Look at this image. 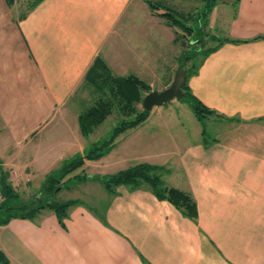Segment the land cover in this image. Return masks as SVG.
<instances>
[{
	"label": "crops",
	"instance_id": "crops-1",
	"mask_svg": "<svg viewBox=\"0 0 264 264\" xmlns=\"http://www.w3.org/2000/svg\"><path fill=\"white\" fill-rule=\"evenodd\" d=\"M35 1L15 19L16 52L0 38L10 54L0 56V176L12 186L27 176L2 167L24 153L10 144H32L35 161H53L73 160L97 142L88 138L95 129L81 132L76 93L96 57L116 76L155 77L158 90L173 81L182 53L174 28L146 0ZM233 2L227 17L226 7L216 11L222 36L212 34L213 51L187 79L213 111V135L201 129L183 142L153 107L101 158L85 160L89 175L62 188L72 201L63 222L44 207L0 224V251L10 264H264V0ZM17 116L32 125L15 127ZM20 128L28 130L11 132ZM140 162L191 193L197 217L146 183L109 190L99 178Z\"/></svg>",
	"mask_w": 264,
	"mask_h": 264
},
{
	"label": "trees",
	"instance_id": "trees-1",
	"mask_svg": "<svg viewBox=\"0 0 264 264\" xmlns=\"http://www.w3.org/2000/svg\"><path fill=\"white\" fill-rule=\"evenodd\" d=\"M7 1L9 4L13 2V0ZM204 1L206 3V8L204 11L199 12V14H201V17H203L202 14H204V18H207L218 0ZM36 2L37 1H34L32 5ZM146 2L154 13L164 18L166 23L174 28L176 41L181 40V37L186 36V34L189 36L193 33L194 27L188 25L186 22L192 17L188 16L185 12L176 11L162 0H146ZM181 42L186 46L184 40H181ZM213 49V47H209L203 52L202 56L204 57L209 52L213 51ZM189 51H183L186 59L187 79L189 75L196 72L199 63L196 61V64L193 65L191 70L187 68V61L190 58ZM83 85L90 90L93 97V99L87 102L85 107L81 109L78 117L80 129L84 136L91 134L99 124L115 111L123 116V119H121L122 121L116 125L109 139L101 143H94L84 155H79L67 163L58 176L49 177L45 180L43 191L45 194H49L45 203H41L39 200L34 199L28 201L20 199L18 193L13 189L12 184L4 179L5 174L1 173L0 189L3 194V199L0 202V224L7 223L13 217H33L44 207L54 209L60 222H63L66 210L72 201L59 202L53 198V195L57 191L56 186L58 180L66 177L78 167L83 166L86 159L96 160L101 158L109 150L114 138L119 133L141 123L150 113V110L138 108V104L142 103L143 100L142 92L144 90L149 92L151 89L148 83L134 74L128 76H116L112 74L107 63L101 56L96 57L88 69ZM183 92L185 94L183 98L188 101L193 112L201 122H203L209 114L213 113L209 107L204 105L192 94L187 80L183 86ZM203 131L205 134V128ZM159 169L158 166L141 162L116 173L104 175L99 178L102 179L109 190H112L114 186L120 184L137 186L146 183L151 187L158 198L170 201L185 215L196 218L197 204L191 193L166 185L158 173ZM84 176L85 175L79 178V180L83 179ZM0 264H10L8 258L2 251H0Z\"/></svg>",
	"mask_w": 264,
	"mask_h": 264
},
{
	"label": "rangeland",
	"instance_id": "rangeland-1",
	"mask_svg": "<svg viewBox=\"0 0 264 264\" xmlns=\"http://www.w3.org/2000/svg\"><path fill=\"white\" fill-rule=\"evenodd\" d=\"M34 1L35 0H13V2L9 4L7 0H0V25H1L0 38H3L5 40V42L2 44V47L3 48L9 47L10 52H12L11 50L13 47H15L13 52H16L17 44L19 43V38L17 37L16 20L19 17V15L23 14L28 10V8L33 4ZM162 1L166 2L176 11L185 12L188 16L192 17L186 22L188 25L194 27L193 33L189 36L186 34V36L181 37V40L185 41L186 46L182 44L181 40L176 41V43H178L182 47V53L180 52L181 55L179 54L181 59H182V55L184 54L183 51L184 50L189 51L190 49L189 51L190 58L187 61V68L191 70L193 68V65L196 64V61L198 62L202 58L203 52L215 44L216 41L214 39V36H212V34H214L215 36H222L221 28L224 26V24L216 23V19H217L216 17L218 15L216 11L221 9L222 6L226 7L228 12L227 14H225V17H227L226 15H230L231 12L234 10L235 4H233L234 3L233 1L235 0H218L215 6L213 7L214 9H212V11L208 14L207 18L206 17L204 18V14H202L203 17H201V14H199V12L204 11L206 8V3L204 0H162ZM225 2H229L228 3L229 5H227V3ZM12 19L13 20L16 19V20L10 22V20ZM211 19L214 20L211 24L212 26L210 27ZM3 52L5 53L4 54L5 58L10 55L8 50L0 49V56L2 55ZM181 59H180V63H181ZM177 63H179V61H177ZM140 78L148 83V85L151 88L150 91L156 89L155 88L156 85L162 86L161 83L156 82L155 77H140ZM167 82H168L167 85L168 87L171 83L170 81ZM158 90H163V88ZM76 93H78L77 106L81 109L85 107L87 102L93 99L90 90L84 87L83 82L80 83V85L78 86ZM142 93L144 98V96L148 92L144 90ZM72 103L74 104V102ZM138 108L143 109L142 103L138 104ZM24 109L25 108L22 106L18 107V110H24ZM153 109L155 112L157 111V113L159 114L163 113L164 116H168L169 120L175 124L174 127H175V134L177 139L182 140L183 142L188 134L191 137L193 136L192 138H196L194 137L196 135V131H197V135L200 137L199 130L201 129L203 130L204 128L206 131L205 134L206 137L213 135V130H212L213 126L209 117H206L204 119L203 121L204 123L201 122L199 119H197V116L195 115L191 106L189 105L188 101L185 98H180V99L174 98L169 102H164L160 106H154ZM17 118L19 121L18 123H16L15 127H20L23 125L24 126L29 125L28 127H30V125H32V122L26 120H24L25 122L24 123L20 116H17ZM121 119H123V116H121L117 111L110 114L101 124L98 125L99 126L98 128L97 127L95 128V132L93 133L91 132L92 135L88 137L89 140H97L96 143L99 142L101 143L102 141L109 139L116 125L122 121ZM45 120H43L42 123H44ZM42 123L41 125H38V127L42 126L43 125ZM182 123L184 124L186 123L187 124L186 127H182L181 125ZM27 130L28 129L24 130V128H20V129H13L11 130V132L13 134L14 133L22 134ZM186 130L188 131V133H186ZM31 145L28 146L19 145L16 147L10 144L8 147L10 150H14L17 148V151H19V148H22V151H24V153L19 157L20 162L16 161V163L14 162L7 163L12 168L4 165H2V167H6L5 169L8 170L13 169L16 178H17V174H16L17 170L18 173L27 176V179L21 178L22 184L17 183V180H13L14 182L12 181L14 184V186L12 187L18 193L20 199L26 201L34 199V200H39L41 203H45L47 197L49 196V194L47 193L45 194V192L43 191V184L45 180H47V178L49 177L58 176L62 171V168H64L65 165L72 160L71 159L72 157L71 155H69L66 156L65 159L49 161L44 156L46 159H41V161H35L34 158L39 157V155H34V150L32 149L33 147H31ZM0 148H4V147L1 146ZM87 148H90V146H87ZM2 162H0V165L2 164ZM13 163L15 165H11ZM20 163L23 164V168L21 169V171L16 166L17 164ZM128 165L126 168L133 166L131 164ZM83 167L84 166L78 167L74 172L68 174L64 178H61V180L60 179L58 180L57 182L58 184L56 186L57 191L53 195V198L55 200L59 202L65 201L71 195V193L67 191V189L63 190L62 188L69 186L71 187L72 185L78 184L79 178H81L86 173L87 175H89L90 170H93L88 166H85L84 168Z\"/></svg>",
	"mask_w": 264,
	"mask_h": 264
},
{
	"label": "water",
	"instance_id": "water-1",
	"mask_svg": "<svg viewBox=\"0 0 264 264\" xmlns=\"http://www.w3.org/2000/svg\"><path fill=\"white\" fill-rule=\"evenodd\" d=\"M187 80L186 72V59L185 55H182L181 63L178 66L174 79L171 84L163 89H153L149 91L142 100V107L147 110H152L154 106H160L164 102H169L174 98H183V86Z\"/></svg>",
	"mask_w": 264,
	"mask_h": 264
},
{
	"label": "built area",
	"instance_id": "built-area-1",
	"mask_svg": "<svg viewBox=\"0 0 264 264\" xmlns=\"http://www.w3.org/2000/svg\"><path fill=\"white\" fill-rule=\"evenodd\" d=\"M2 199H3V194H2V191L0 189V202L2 201Z\"/></svg>",
	"mask_w": 264,
	"mask_h": 264
}]
</instances>
